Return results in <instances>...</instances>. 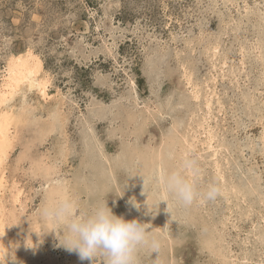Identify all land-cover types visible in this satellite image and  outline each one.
<instances>
[{
    "label": "rangeland",
    "instance_id": "1",
    "mask_svg": "<svg viewBox=\"0 0 264 264\" xmlns=\"http://www.w3.org/2000/svg\"><path fill=\"white\" fill-rule=\"evenodd\" d=\"M28 51L42 59L51 96L23 84L4 105L14 143L0 171L8 234L0 264H93L61 246L62 225L41 214L65 198L77 212L107 203L147 224L160 241L153 264H217L206 241L216 234L236 264H264V0H0V87L11 58ZM206 121L216 154L204 143ZM122 129L133 133L125 140ZM161 145L164 175L187 178L183 161H194L187 179L201 194L181 207L168 195L175 234L164 224L166 189L144 180L159 170ZM212 184L220 194L203 198ZM149 252L139 250L140 264Z\"/></svg>",
    "mask_w": 264,
    "mask_h": 264
},
{
    "label": "clouds",
    "instance_id": "2",
    "mask_svg": "<svg viewBox=\"0 0 264 264\" xmlns=\"http://www.w3.org/2000/svg\"><path fill=\"white\" fill-rule=\"evenodd\" d=\"M183 167L194 169V161L184 160ZM164 185L166 192L183 206H190L201 195L194 183L179 172L167 175ZM219 194L220 188L212 184L202 195L213 200ZM162 201L167 202L168 208V200ZM41 214L62 225L63 241H59L60 245L69 252H76L81 261L91 260L94 264L98 256H103L104 264H140L138 252L141 248L159 255L160 244L150 236L147 224L118 217L107 203L81 213L76 211L71 199L65 198L46 205Z\"/></svg>",
    "mask_w": 264,
    "mask_h": 264
},
{
    "label": "bare ground",
    "instance_id": "3",
    "mask_svg": "<svg viewBox=\"0 0 264 264\" xmlns=\"http://www.w3.org/2000/svg\"><path fill=\"white\" fill-rule=\"evenodd\" d=\"M231 5V4H230ZM202 35V34H201ZM216 51V50H215ZM206 53V52H205ZM225 56V55H224ZM225 62V61H224ZM43 61H42V59H40V58H38L37 57V55L34 53V52H32V51H28L26 54L24 53H22V54H20V55H18V56H13L12 58H11V60L9 61V63H8V66H7V69H6V74H5V76H4V78H3V83H2V86L0 87V171L2 170V166H3V163L5 162V160L8 158V155H9V152H10V150H11V148H13V143H14V134H13V130H12V128H13V121H14V118H13V115H12V112H10V110H9V107L7 108L6 106H4L8 101L10 102V98L14 95V94H16L18 91H19V87H21L23 84H28V85H30L31 86V88L32 89H39L40 90V92L43 94L42 96H44L43 98L44 99H46V98H48V97H50L51 95H49V93H48V81L46 80V78L45 79H42V78H40L39 77V75L42 73L41 71H43ZM45 68V67H44ZM232 68V67H231ZM223 69V68H222ZM221 71V70H220ZM44 73V72H43ZM44 74H46V73H44ZM43 74V75H44ZM192 76V75H191ZM222 77V76H221ZM191 77L189 76L188 78H187V80H188V82L190 83V85L192 84V81H191ZM215 81V80H214ZM194 84V83H193ZM196 85V84H195ZM192 86V85H191ZM25 87V86H24ZM193 89H194V87H193ZM21 90V89H20ZM20 92V91H19ZM26 92V91H25ZM36 92V91H35ZM39 92V91H38ZM30 93V92H29ZM194 93H196V94H194ZM193 94L195 95V97H198L197 95H198V93H199V91H198V89H197V91L196 92H194ZM40 95V94H39ZM13 99V98H12ZM12 99H11V101H12ZM16 99V98H15ZM15 99H14V101H15ZM42 99V98H41ZM49 99V98H48ZM200 99V98H199ZM44 101V100H43ZM49 101H50V99H49ZM221 101V100H220ZM205 102H207L206 104H207V108H210L211 109V105H213L212 104V102H211V100L209 99V98H207L206 99V101ZM48 103V102H47ZM206 104H204V105H206ZM3 106L4 107H6V110H4L3 109ZM147 108H149L148 107V105H147ZM150 109V108H149ZM12 110V109H11ZM141 110V109H140ZM143 110V109H142ZM152 110V109H151ZM13 111H14V109H13ZM160 111V110H159ZM165 111V110H164ZM144 112H145V110H144ZM149 112H151V111H149ZM152 112H153V110H152ZM208 112H211L210 110L208 111ZM145 113H148V112H145ZM155 113V112H154ZM154 113H152V114H154ZM151 114V113H150ZM164 115V114H163ZM168 115V114H167ZM210 115V114H209ZM152 116V115H151ZM166 116V115H165ZM211 116V115H210ZM33 117V116H32ZM116 117H118V116H116L115 115V118ZM146 117L147 116H145V119H146ZM66 118V117H65ZM115 118H114V121H115ZM149 118V117H148ZM154 118V117H153ZM210 118V117H209ZM107 119H108V117H107ZM116 119H118V118H116ZM142 119H143V117H142ZM149 119H151V118H149ZM148 119V120H149ZM205 121V120H204ZM112 122V121H111ZM202 123H204V122H202ZM206 124H204L203 125V128H204V126H205V131H203V132H205L206 133V138H205V141H204V143H206L207 145H208V148L209 149H212L213 150V152H214V154H216V149H215V147H214V141H215V135L212 133V129L210 128L209 129V127L211 126L210 125V123H209V121L207 122H205ZM92 124V123H91ZM175 124V123H174ZM129 126V125H128ZM127 127V126H126ZM200 127V126H199ZM16 128V127H15ZM125 130V129H124ZM124 130L122 129L121 130V132H120V137L121 138H124V136H125V140L127 139V137H130L131 135H132V133L133 132H127V130L128 129H126L125 130V132H124ZM132 131V130H131ZM51 132V131H50ZM171 132H173V131H171ZM173 134H175L174 132H173ZM171 136H173L172 134H170ZM170 135H169V137H170ZM176 135H177V133H176ZM177 136H175L174 138H176ZM185 137H187L186 135H185ZM173 139V138H172ZM185 139V138H184ZM64 140V139H63ZM176 140V139H175ZM177 140H178V137H177ZM180 140V139H179ZM185 140H187V139H185ZM164 141H165V139H164ZM173 141H174V139H173ZM171 141H169V143H170ZM166 143H167V141H166ZM179 143H180V141H179ZM183 143V142H182ZM187 143H188V141H187ZM173 143H171V145H172ZM177 144V143H176ZM181 144V143H180ZM182 145V144H181ZM185 145V144H184ZM161 146H162V148H161ZM160 147H158V148H156L157 149V151H158V164L160 165V167H158L159 168V170H156V172L155 173H147L144 177V180L147 182V183H149V182H151L150 181V179H151V177H152V181L153 182H155L154 184L156 185V184H158V185H163V188L164 189H162V191L163 190H165V185H164V179L166 178V176L167 175H164V169H163V167H164V163L163 162H167L164 158H166V157H168L167 156V154H168V152H166L167 150H166V146H164V145H161ZM173 146V145H172ZM183 146V145H182ZM189 146L190 147H194V144H191V142H190V144H189ZM169 147V146H168ZM180 147V146H179ZM187 147V146H186ZM190 147H189V149H190ZM153 149V148H152ZM151 149V150H152ZM189 149H187V150H189ZM208 149V150H209ZM149 150H150V148H149ZM149 150H148V153H149ZM144 151V150H143ZM155 151V150H154ZM157 151H155L156 153H157ZM177 152V151H176ZM190 152V151H189ZM188 151H187V153H189ZM156 153L154 154V155H156ZM185 153V152H184ZM101 154V153H100ZM176 154V153H175ZM150 155H151V153H150ZM152 156V155H151ZM169 156H171V154L169 155ZM215 156V155H214ZM146 157V155L144 154L143 156H142V162H143V159H146L145 158ZM109 158V157H108ZM108 158H105L104 160H105V164H106V167H107V169L110 171V174H112L111 176L113 177V175H115L117 172L115 171V170H113V167L112 166H110L109 164H108ZM169 158V157H168ZM218 158V157H217ZM138 159V158H137ZM151 159V158H150ZM154 159V158H153ZM170 159V158H169ZM173 159V158H172ZM103 160V161H104ZM165 160V161H164ZM216 160V159H215ZM112 161V160H111ZM110 161V162H111ZM142 162H140V163H142ZM152 162V161H151ZM216 163V162H215ZM113 164V163H112ZM111 164V165H112ZM153 164H154V162H153ZM182 164V163H181ZM144 165V164H143ZM142 165V166H143ZM140 166H141V164H140ZM155 166V165H154ZM218 167H219V164H218ZM157 168V167H156ZM5 169V168H4ZM111 169H112V171H111ZM212 169V168H211ZM217 169V168H216ZM147 170V169H146ZM43 171V170H42ZM153 171H155V169H153ZM163 171V173H161ZM185 171H187L188 172V174H187V178H189V179H191V178H193V177H195L194 175H193V173H194V171L192 170V169H185ZM7 172V171H6ZM204 172V171H203ZM223 172V171H222ZM167 174V173H166ZM220 174V173H219ZM225 174V173H224ZM227 176V175H226ZM222 177V176H221ZM186 178V177H185ZM225 178V177H224ZM223 178V179H224ZM143 180V179H142ZM226 180V179H225ZM20 181V180H19ZM14 183V182H13ZM145 183V182H144ZM143 183V184H144ZM225 183H227V182H225ZM232 183V182H231ZM230 183V184H231ZM235 183H236V181H235ZM250 183V182H249ZM238 184V183H237ZM240 184V183H239ZM251 184V183H250ZM17 185V184H16ZM15 185V186H16ZM58 185H59V183H58ZM225 185V184H224ZM3 186H4V181H3V178H2V176H0V199H2L1 198V192H2V189H4L3 188ZM7 187V186H6ZM17 187V186H16ZM58 187V186H57ZM233 187V186H232ZM244 187H245V185H244ZM236 188V187H235ZM241 188V187H240ZM10 189V188H9ZM22 189V188H21ZM238 189V188H237ZM12 190V189H11ZM161 190V189H160ZM232 190V189H231ZM235 190V189H234ZM242 190V189H241ZM248 190V189H247ZM5 191V190H4ZM15 191V190H14ZM59 191V190H58ZM244 191V190H243ZM246 191V190H245ZM16 192V191H15ZM59 192H61V191H59ZM58 192V193H59ZM10 193H12V192H10ZM14 193V192H13ZM58 193L57 194H55V195H58ZM64 193V192H63ZM164 193V194H163ZM241 193V192H240ZM245 193V192H244ZM61 194V193H60ZM161 194H163V195H161V198H162V200H168V208H170V209H168V211H166L167 210V206L165 207L166 208V210H165V213L166 214H164V218H165V221H164V224H165V226H166V228H167V230H169L170 231V229H169V225L168 224H170L171 226H172V224H175V225H177V224H179L180 225V221L179 220H174L173 221V223H171V217L169 218V216L170 215H172L171 214V207L170 206H172V203H171V201H170V199L168 198V195L169 194H166V192L164 191V192H162ZM238 194V193H237ZM242 194V193H241ZM62 195V194H61ZM6 196V195H5ZM171 196V195H170ZM4 197V196H3ZM14 197V196H13ZM13 197H11V198H13ZM20 197H21V191H19V193H18V195L16 194V199L17 200H20ZM56 197V196H55ZM65 197V196H64ZM63 197V198H64ZM149 197V196H148ZM147 198V197H146ZM145 198V199H146ZM15 198L13 199V200H16ZM149 199V198H148ZM23 200V199H22ZM158 200H160V199H158ZM161 200V201H162ZM202 200V199H201ZM1 201L2 200H0V214L1 215H5V213H3V211H5L3 208H2V203H3V201H5V200H3L2 201V203H1ZM196 201V200H195ZM24 202V201H23ZM144 202H145V200H144ZM160 202V201H159ZM166 205H167V202L166 201H163ZM203 202V201H202ZM152 203V202H151ZM157 203V202H156ZM11 204H12V202H11ZM142 204H144V203H142ZM155 204V203H154ZM153 204V205H154ZM176 204V203H175ZM193 204H196V203H193ZM200 204H201V202H200ZM203 204V203H202ZM207 204V203H206ZM20 206H22V205H20ZM25 206V205H24ZM151 206H152V204H151ZM155 206H160V205H155ZM154 206V207H155ZM182 205H180V207H181ZM199 206V205H198ZM5 207V206H4ZM16 207V206H15ZM145 207V206H144ZM163 207V206H162ZM202 206H200V208H201ZM93 208V207H92ZM143 208V207H142ZM149 208H150V206H149ZM148 208V209H149ZM164 208V207H163ZM177 208H178V206H177ZM18 209L19 208H17V211H18ZM147 209V210H148ZM179 209V208H178ZM195 209V208H194ZM23 210H25V209H23ZM151 210V209H150ZM175 210V209H174ZM193 210V209H192ZM200 210V209H199ZM141 211V210H140ZM139 211V212H140ZM149 211V210H148ZM152 211V210H151ZM202 211V210H201ZM145 212V211H144ZM179 212H180V210H179ZM197 212H200V211H197ZM196 212V213H197ZM14 213V212H13ZM146 214H147V216H146V218H148V213L147 212H145ZM173 213V212H172ZM181 213V212H180ZM180 213H178V215L180 214ZM204 213V212H203ZM206 213V212H205ZM8 214V213H7ZM128 214V213H127ZM131 214V213H130ZM144 214V213H143ZM151 214V213H150ZM208 214H209V211H208ZM1 215H0V259L5 255V248H6V245H7V238H8V234H7V232H6V225H5V219L7 218H5V219H3L2 217H1ZM13 215V214H12ZM137 215H139L138 213H137ZM142 215V214H141ZM181 215H183V213L182 214H180V216ZM190 215V214H189ZM189 215L187 216L188 218H189ZM191 215H192V212H191ZM201 215V214H200ZM16 216V215H15ZM125 216H127V215H125ZM135 216V215H134ZM143 216H145V215H143ZM167 217V218H166ZM182 217V216H181ZM195 217V216H194ZM209 217H211L210 215H209ZM11 218V217H10ZM130 218V217H129ZM176 218V217H175ZM184 218V217H183ZM197 218H198V215H197ZM18 219V218H17ZM136 219V218H135ZM143 219V218H142ZM190 219V218H189ZM192 219H194V218H192ZM199 219V218H198ZM228 219V218H227ZM15 220V219H14ZM125 220H127V219H125ZM144 220V219H143ZM188 220V219H187ZM10 221H11V219H10ZM186 221V220H185ZM8 222V221H7ZM157 222V221H156ZM182 222V221H181ZM147 223H149V222H147ZM190 223V222H189ZM194 223V222H193ZM217 223V222H216ZM13 224H14V222H13ZM151 224V223H150ZM182 224V223H181ZM190 225V224H189ZM195 225V224H194ZM214 225V224H213ZM11 227V226H10ZM151 227H155L154 225H151ZM158 227V226H157ZM182 227V226H181ZM185 227V226H184ZM207 227V226H206ZM217 227V226H216ZM156 228V227H155ZM159 228H161V227H159ZM159 228L158 229H156V230H159ZM177 228H180V227H177ZM202 228V227H201ZM9 229V228H8ZM173 229V228H172ZM187 229V228H186ZM206 229H208V228H206ZM206 229H204V230H206ZM214 229V231H215V227L213 228ZM218 229L220 230V227H218ZM217 229V230H218ZM12 230V229H11ZM166 230V231H167ZM180 230H182V229H180ZM179 230V231H180ZM209 230V229H208ZM155 231V230H154ZM172 231V230H171ZM170 231V232H171ZM174 231V230H173ZM172 231V232H173ZM179 231H176V232H179ZM183 231V230H182ZM192 231V230H191ZM198 231V230H197ZM200 231V230H199ZM211 231V230H210ZM210 231H208L209 232V234H211L210 233ZM181 232V231H180ZM183 232H186V231H183ZM212 232H213V230H212ZM38 233V232H37ZM166 233V232H165ZM164 233V234H165ZM174 233V232H173ZM188 233V232H187ZM205 233H207V232H205ZM161 235H162V233H160ZM168 234H170V233H168ZM175 234V233H174ZM174 234H172V236L174 235ZM214 234L215 233H212V235L214 236ZM220 234H222V233H220ZM257 234V237H259V238H262V237H260V236H262V235H259L258 233H256ZM152 235V234H151ZM150 235V236H151ZM166 235V234H165ZM201 235V234H200ZM159 236V235H158ZM163 236V235H162ZM169 236V235H168ZM182 236V235H181ZM184 236V235H183ZM182 236V237H183ZM216 236H217V234H216ZM215 236V238H217V239H215L214 237V240H212L211 239V241L209 240V239H207L206 241L208 242V243H211L212 245H214L213 243H215L216 244V248H217V250H218V252H217V256H220V261H218V263L217 264H236V262L235 261H233V259H232V253H230V251L229 252H226L225 251V245H224V238H223V236H217L216 237ZM264 236V235H263ZM165 237H167V236H165ZM180 236H178V238H179ZM212 237V236H211ZM168 238V237H167ZM174 238H175V236H174ZM159 239V238H158ZM169 239V238H168ZM263 239V241H264V238H262ZM180 240V239H179ZM212 241H214L213 243H212ZM160 242V241H159ZM166 242V241H165ZM203 242V241H202ZM31 243V242H30ZM204 243V242H203ZM10 245V244H9ZM206 245V244H205ZM178 246V245H177ZM162 248V247H161ZM170 248V247H169ZM206 248H209V247H206ZM146 249V248H145ZM172 249H175V248H173L172 247ZM211 249V248H210ZM171 250V249H170ZM146 251V250H145ZM173 252L175 251V250H172ZM216 251V250H215ZM233 251V250H232ZM144 252V251H143ZM162 253V252H161ZM160 253V254H161ZM216 253V252H215ZM219 254V255H218ZM146 255V257H148L147 258V262H145V263H148V264H153V262H154V260H156L158 257V255L155 253V252H152V253H146L145 254ZM174 255H176L175 253H174ZM149 256L151 257V259L149 258ZM157 258H156V257ZM209 256V255H208ZM216 256V255H215ZM143 257V256H142ZM143 259V258H142ZM174 261H172L171 263L172 264H177L178 263V259H177V257H175V258H172ZM177 259V260H176ZM198 259V258H197ZM201 259V258H200ZM218 259V260H219ZM146 260V259H145ZM181 260V259H180ZM217 260V259H216ZM237 260V259H236ZM150 262V263H149ZM175 262V263H174ZM144 262H143V260H142V264H145ZM156 263V262H155ZM193 264V263H192Z\"/></svg>",
    "mask_w": 264,
    "mask_h": 264
}]
</instances>
